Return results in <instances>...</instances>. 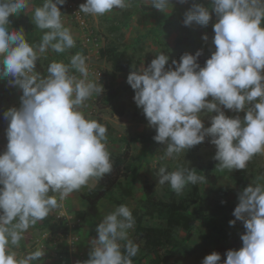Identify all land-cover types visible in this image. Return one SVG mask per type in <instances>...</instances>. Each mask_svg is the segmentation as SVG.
I'll return each instance as SVG.
<instances>
[{"label": "clouds", "instance_id": "9594fccd", "mask_svg": "<svg viewBox=\"0 0 264 264\" xmlns=\"http://www.w3.org/2000/svg\"><path fill=\"white\" fill-rule=\"evenodd\" d=\"M29 3L0 0V80L8 78L10 86L23 90L21 106L3 113L8 143L0 154V264H32L44 257L40 248L22 257L13 248L20 246L31 227L62 209L70 194L93 178L102 179L113 168L107 127L83 111L87 101L105 91L100 82L89 78L87 58L76 53L68 64L50 62L46 76L37 71L38 60L49 49L64 53L76 46L58 7L66 0H44L35 8L34 24L47 30L35 46L26 40L23 29L10 28V17L19 16ZM145 3L166 12L172 0ZM210 3L211 11L194 3L183 20L185 26L193 22L207 26L215 13V51L203 67L198 63L202 50L195 55L184 53L171 65L162 52L147 67L130 72L127 83L149 127L156 130L153 139L166 145L161 159L211 137L217 167L231 172L246 169L255 155L264 154V0ZM131 4L132 0H86L78 12L99 17ZM203 39L207 41L208 36ZM225 110L245 115L232 117ZM212 113L216 114L210 117L211 126L205 127L201 117ZM157 176L159 185L168 184L178 195L188 184L204 181L194 168L169 172L161 166ZM238 199L233 212L236 219L229 224L243 222V246L227 251L224 264H264V185L247 186ZM135 224L127 205L104 215L96 228L97 237L90 242V258L83 264H133L139 246L129 239V230ZM220 261L221 255L213 252L202 264Z\"/></svg>", "mask_w": 264, "mask_h": 264}, {"label": "rangeland", "instance_id": "374dc122", "mask_svg": "<svg viewBox=\"0 0 264 264\" xmlns=\"http://www.w3.org/2000/svg\"><path fill=\"white\" fill-rule=\"evenodd\" d=\"M36 1L30 0L28 7L19 16L14 14L10 17V28L23 29L26 40L33 46L39 44L44 34V30L37 28L32 19L35 8L41 7L44 2L41 0V5H37ZM83 3H86V0H66L64 5H58L63 14L62 21L65 27L71 30L76 46L64 53H55L49 49L46 55L38 60L37 71L46 76L50 62L56 60L68 64L76 53H81L87 58L89 78L104 86L106 96L97 100L98 95H94L86 102L87 107L83 111L89 119L101 118L103 125L111 126L112 129L107 131V150L110 157L124 150L127 143L130 144V157L123 170L124 174L129 175L127 180L134 185L135 192L132 197L120 202L122 197L115 188L96 206H91L81 198V194L96 184L97 179L93 178L88 185L70 194L63 202L62 209L54 210L45 220L31 227L25 233L20 246L14 247L13 251L18 257H22L37 248L44 250V257L32 264H83L90 258V242L97 237L96 228L104 215L114 211L121 204L127 205L131 211L136 208L138 212L144 210L139 201L146 198V184L153 185L155 197L158 199L169 200L174 197L182 200L191 195L193 184H188L179 195L172 191L168 184L159 185V167L164 166L169 172L179 168H194L198 175L204 176V181L196 184L200 198L196 204L190 206L188 212L193 213L202 205L207 215L197 219L191 238L186 240L195 247V253L187 254L177 247L171 248L172 246L162 247L160 263L154 261L153 254H146L145 258L133 264H176V259L186 264H202L203 259L217 247L230 243L234 238L241 239V235L245 233L242 221L237 220L234 226H230L229 222L236 219L233 212L239 203V193L251 184L264 185V154L255 155L248 162L246 169L231 172L221 170L217 167L219 162L214 159L216 148L210 143L211 137H208L201 144L172 158L161 159L165 156L166 145L153 139L156 130L149 127L143 109L135 103V91L127 83V77L130 72L147 67L162 52L169 56V65L172 60L179 61L184 53L195 55L197 51L202 50L199 62L211 52L214 47L213 25L217 21L215 13L207 26L195 22L185 26L183 23L185 13L194 3L203 4L211 11L210 0H188L186 4L172 0L166 12L146 4L145 0H132L129 8L114 9L111 13L99 17L78 12ZM205 35L208 36L207 41L203 39ZM109 47L125 52L124 59L130 62V69L126 73L113 72L111 63L101 56V49ZM73 74L79 76L75 70ZM109 89L117 90V95L110 97ZM22 95L23 90L18 86H10L8 78L0 80V154L6 151L8 143V122L4 120L3 113L13 107L19 108ZM121 103L126 104L122 116L113 111V108ZM225 112L232 117L239 115L241 119L245 115V112ZM215 114L201 117L205 127L211 126L210 117ZM199 163L214 164V182L197 167ZM220 187H232L235 192L223 194L218 190ZM143 223L153 227L166 225L165 221L150 216H145ZM214 224L221 227V232L213 228ZM135 229L136 224L134 229L129 230L131 240L135 238ZM186 235L187 231L183 229L177 231L178 238Z\"/></svg>", "mask_w": 264, "mask_h": 264}, {"label": "trees", "instance_id": "16d2710c", "mask_svg": "<svg viewBox=\"0 0 264 264\" xmlns=\"http://www.w3.org/2000/svg\"><path fill=\"white\" fill-rule=\"evenodd\" d=\"M41 0H37V5H41ZM47 30H44V32ZM214 46V45H213ZM215 51V46L203 59L198 63L203 67L211 54ZM101 56L106 58L110 63L113 72L126 73L130 69V62L124 59L125 52L115 47H109L101 49ZM108 95L115 97L117 90L109 89ZM106 96L104 91L97 96V100H100ZM98 102V101H97ZM126 110V104L121 103L119 106L114 107L113 111L118 115H124ZM99 123L103 124L101 118L96 119ZM108 130H111L110 125H106ZM130 157V144L127 143L124 150L110 157L113 168L111 173L106 174L102 179L97 180L96 184L90 188L87 192L81 194V198L88 202L91 206H96L101 199L109 196L112 191L117 188L123 199H127L134 195V185L127 179L129 175L124 174V168ZM205 175H209L211 182L216 180V174L214 173V164L199 163L197 166ZM124 178L123 180L121 178ZM223 194H229L235 192L232 187H220L218 189ZM144 192L146 198L139 201L140 206L144 209L142 212H138V209L132 211L136 221L135 238L132 241L139 246V252L137 256L133 257V262L140 261L146 257V254H153L155 256L154 261L160 263L162 261V247L179 248L187 254H194L196 249L192 245L186 242L191 238L192 230L199 217H207L205 215L202 205L193 212L189 213L188 209L191 205L196 204L200 198L198 186L192 185V193L182 200H177L171 197L169 200L158 199L155 197L152 184H146L144 186ZM238 192V191H237ZM145 216L157 217V219L165 221L164 227L146 226L143 223ZM213 228L218 232H221V227L214 224ZM187 231V235L183 238L177 237L178 230ZM224 234V233H223ZM243 246L240 238H234L230 243L221 245L215 249L221 255V263L224 264L226 260V253L229 250H239ZM176 264L182 263L179 259H176Z\"/></svg>", "mask_w": 264, "mask_h": 264}]
</instances>
